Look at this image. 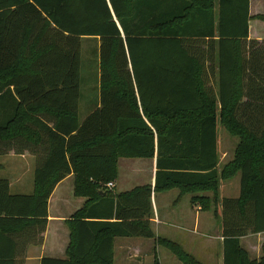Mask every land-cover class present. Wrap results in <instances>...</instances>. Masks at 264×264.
Instances as JSON below:
<instances>
[{"label": "trees", "instance_id": "obj_1", "mask_svg": "<svg viewBox=\"0 0 264 264\" xmlns=\"http://www.w3.org/2000/svg\"><path fill=\"white\" fill-rule=\"evenodd\" d=\"M251 18L264 14L250 17L249 0H0V153L38 161L30 194L0 178V264H23L41 244L48 198L69 174L85 201L65 221V258L39 264H114L115 237L154 238L201 264L155 237L150 185L107 187L119 158L154 155V190L192 193L205 211L221 205L223 264H264L240 242L264 232V47L247 41ZM88 37L99 44V102L80 121ZM218 123L238 138L220 169ZM237 172L238 196L220 200V180Z\"/></svg>", "mask_w": 264, "mask_h": 264}, {"label": "crops", "instance_id": "obj_2", "mask_svg": "<svg viewBox=\"0 0 264 264\" xmlns=\"http://www.w3.org/2000/svg\"><path fill=\"white\" fill-rule=\"evenodd\" d=\"M216 10V7H215ZM264 14V0H249L250 17ZM249 20V33L247 41L256 40L261 47H264V23H254ZM259 20V19H258ZM262 21V20H261ZM264 22V21H263ZM248 47V46H247ZM264 57V52L260 54ZM218 146V142H217ZM219 153V152H218ZM227 155L222 152V157ZM134 159V161H132ZM139 159L140 161H137ZM221 158H219L218 166ZM144 166H147L146 168ZM156 176V158H119L117 163V177L114 180L112 189L114 192H126L134 187L150 185L152 215L150 217L151 228L155 237H164L180 243L198 242L197 234L199 223L201 221L202 210L198 203L191 202L192 193L180 195L179 189L169 188L167 190H154ZM221 184L219 183L218 192ZM202 195H211L210 192H204ZM174 197L179 201L174 203ZM175 200V202H176ZM85 199L73 194V176L67 175L59 181L54 187L48 198V221L46 229L43 232V239L39 245H31L26 250L24 263L39 264L43 257L65 258L66 247L69 242V230L65 221L72 214L81 208ZM180 208L181 212L176 213L175 209ZM208 211V210H207ZM191 227V228H190ZM187 232L189 234H187ZM262 233H256L257 239L253 244L254 254L252 258H259L261 253L258 251V239ZM240 238V242L244 238ZM221 243H222V236ZM190 244V243H188ZM159 247L154 243V238L145 237H115L114 238V264H142L141 259L148 253L158 251ZM249 255L250 251L246 248ZM157 256V255H156ZM158 260V259H157ZM154 261V260H153ZM159 264V263H158Z\"/></svg>", "mask_w": 264, "mask_h": 264}, {"label": "rangeland", "instance_id": "obj_3", "mask_svg": "<svg viewBox=\"0 0 264 264\" xmlns=\"http://www.w3.org/2000/svg\"><path fill=\"white\" fill-rule=\"evenodd\" d=\"M254 23H264L255 19ZM98 41L95 38L88 37L81 39L80 47V95L78 102V116L82 121L89 112H91L99 102V63H98ZM259 47V45H256ZM261 47V46H260ZM218 152L221 158L218 169L229 161L233 156L234 148L238 142V138L231 136L223 126L217 124ZM2 147V146H1ZM0 147V148H1ZM0 153V178H4L9 182V192L11 194H30L33 191V174L37 165V158L28 151L23 153H15L14 149L4 150ZM222 152L227 155L222 157ZM127 159V158H125ZM142 159V158H141ZM134 161V159L132 160ZM137 161H140L137 159ZM145 168L147 166H144ZM240 174L237 172L234 176L220 180L219 199L237 197L239 193ZM174 197V203L179 201ZM221 205L212 206L210 210L201 212L202 218L199 223L197 239L198 242L183 243L180 245L183 249L193 255L201 264H223V249L221 243ZM176 213H180L181 209H175ZM191 228V227H190ZM187 234H189L187 232ZM257 236L249 234L247 238L241 241L243 248H248L250 257L254 254L253 244L257 240ZM258 251L264 253V234L258 239ZM159 264H182L167 249L159 247L156 251ZM154 252L148 253L141 259L142 264H153ZM27 262L26 264H31Z\"/></svg>", "mask_w": 264, "mask_h": 264}, {"label": "built area", "instance_id": "obj_4", "mask_svg": "<svg viewBox=\"0 0 264 264\" xmlns=\"http://www.w3.org/2000/svg\"><path fill=\"white\" fill-rule=\"evenodd\" d=\"M113 185H114V182H108V183H107V187H109V188H112Z\"/></svg>", "mask_w": 264, "mask_h": 264}]
</instances>
